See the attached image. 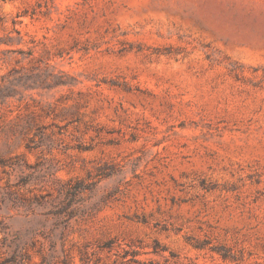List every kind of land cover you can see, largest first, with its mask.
<instances>
[{
    "label": "rangeland",
    "instance_id": "rangeland-1",
    "mask_svg": "<svg viewBox=\"0 0 264 264\" xmlns=\"http://www.w3.org/2000/svg\"><path fill=\"white\" fill-rule=\"evenodd\" d=\"M0 264H264V0H0Z\"/></svg>",
    "mask_w": 264,
    "mask_h": 264
}]
</instances>
